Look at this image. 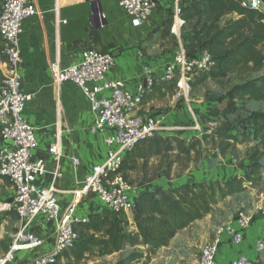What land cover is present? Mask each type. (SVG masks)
I'll list each match as a JSON object with an SVG mask.
<instances>
[{
	"label": "built area",
	"instance_id": "obj_1",
	"mask_svg": "<svg viewBox=\"0 0 264 264\" xmlns=\"http://www.w3.org/2000/svg\"><path fill=\"white\" fill-rule=\"evenodd\" d=\"M97 3L100 0H85ZM133 27L149 24L154 8L160 0H113ZM173 0L172 25L169 33L180 40L184 21L180 18L179 2ZM243 8L260 10L262 0H236ZM80 0H74L77 5ZM97 7V6H96ZM33 5L27 0H0V56L4 60L6 71L0 75V179L10 184L13 194L11 203L5 202L1 211L13 213L21 223L11 236L7 250L0 255V264H12L16 254L36 250L43 245V239L28 231V225L38 216L51 222L54 228V245L45 255L33 258L25 264H54L58 256L70 249L78 240L75 226L88 223V217L75 214V204L61 210L55 181L60 177L59 168L52 176V183L47 188L36 185L38 178L47 173L45 160L36 157L37 140L34 130L24 119V111L32 95L26 94L22 87L20 35L24 20L35 15ZM96 20L101 24L106 20L104 13H96ZM66 24V21H62ZM210 55L204 51L197 59L189 60L181 44L167 63L159 77L148 66L142 68L144 81L138 83L132 93L122 80H109L107 75L115 65V58L107 52L97 49L82 50L79 58L62 68L58 62L49 65L52 83L59 86L64 82L75 85L89 105L93 116L92 133H110L103 138L106 148L102 162L94 165L81 188L74 192L75 198L92 194L100 206V212L112 217L130 216L134 199L140 194L139 189L128 183L122 172L124 156L143 141L153 140L158 134L170 133L176 128L164 126V116L152 117L135 114L142 104L144 96L155 83L170 84L175 82L176 101L189 103L188 82L198 71H207L213 66ZM196 128L198 125L195 123ZM46 153L60 163V143L48 146ZM75 164L79 160L74 159ZM254 214L262 219L264 226V205L258 203ZM250 217L240 214L228 224L220 225L213 241L206 244L201 252L198 264H215L222 238L233 246L244 241V233L249 228ZM264 244L261 239L255 241V254H261ZM254 261L244 255L237 256L231 264H253Z\"/></svg>",
	"mask_w": 264,
	"mask_h": 264
},
{
	"label": "crops",
	"instance_id": "obj_2",
	"mask_svg": "<svg viewBox=\"0 0 264 264\" xmlns=\"http://www.w3.org/2000/svg\"><path fill=\"white\" fill-rule=\"evenodd\" d=\"M104 1L107 0L99 2L107 24L99 30H94L89 20L91 6L83 5V0H80L77 5L74 4V0H27L33 5L36 13L24 20L20 35L22 87L26 94L32 95L23 116L27 124L33 128L37 140V151L34 155L42 157L47 167V173L37 179L36 185L39 188H47L52 183L54 172L59 168L60 177L54 183L58 205L63 211L75 204V214L78 217H86L93 213L104 214L100 212L95 196L89 193L75 198L74 192L81 188L90 169L103 161L106 153L103 138L110 132L105 131L103 134L91 132L93 116L87 101L72 83L64 82L59 86L52 83L50 63L58 62L64 68L76 61L82 50L87 49L110 53L115 58V65L109 71L107 79L122 80L126 87L135 93L136 85L144 81L142 68L150 67L155 76L159 77L164 66L172 60L181 44V39L178 40L172 35L168 36L174 42L171 50L160 48L159 41L153 44L156 41L155 35L147 40L151 30L166 17L165 10L161 11L160 8L157 11L155 5L150 23L142 27H133L131 21L128 26H117L108 17L109 13L106 12ZM114 7L117 8L115 3ZM121 12L124 19L130 20L123 11ZM81 16H85L89 25L83 37L78 34L75 36L73 29L74 25L79 23L78 17ZM62 21H66V24H62ZM146 40L149 42L147 46L150 45L152 50L143 52V44L147 43ZM5 71L4 60L0 59V75ZM173 92H176L173 83L159 84L156 82L153 89L144 96L135 114H145L156 118L164 116V126L176 128L173 124L182 120V114L185 115L189 110L182 107L179 113L161 112L166 104L170 103L168 109L174 107L177 101L174 97H170L174 96ZM56 141L61 147L59 166L46 153L48 146ZM74 159L79 160V164H75ZM234 175V171L226 172L224 177L217 176L216 180H219V177L221 180L231 179ZM20 225L18 220L17 229ZM250 225L244 233V241L249 233L250 242L253 240V248L248 242V246L243 251L231 249L227 244L228 240L222 238L215 264H231L239 255L256 261L255 241L260 239L256 238V235L257 231L264 226L262 221H256ZM28 231L41 237L44 243L36 250L16 254L12 264H25L35 257L48 254L53 248L54 228L52 223L46 221L44 217L38 216L30 222ZM183 231L171 240L168 248L156 252L157 258L177 244L183 236ZM178 247L175 246L172 250V257L177 255Z\"/></svg>",
	"mask_w": 264,
	"mask_h": 264
},
{
	"label": "trees",
	"instance_id": "obj_3",
	"mask_svg": "<svg viewBox=\"0 0 264 264\" xmlns=\"http://www.w3.org/2000/svg\"><path fill=\"white\" fill-rule=\"evenodd\" d=\"M179 11L185 24L181 45L186 57L197 59L206 51L214 62L209 70L193 74L188 82L189 88L201 86L207 80L217 83L237 80L241 83L226 93L227 108L236 101L264 104V77L244 82L251 74L264 68V11L243 8L236 0H181ZM171 25L172 10L168 8L166 17L151 34L170 35ZM245 124L240 136L219 134L227 141L220 148L222 156L230 143H242L244 138L249 139L248 135L258 139L257 144L247 151L248 165L242 174L235 173L227 180H199L181 183L178 188L159 187L142 192L134 199L130 224L124 216L112 219L108 214H89L87 224L75 226L78 240L62 252L54 264H83L90 257H107L126 247L133 251L115 264H136L148 260L158 250L166 248L179 232L203 220L218 199L243 194L247 190L246 185H258L260 171L264 169V112H250ZM217 133L215 131L214 135ZM144 146L146 148H142ZM198 146V138L191 137L186 143L181 136L158 134L153 140L139 143L133 149L139 147L138 152H127L121 169L126 160L147 159L150 155L160 156L163 152L175 150L189 159ZM262 241L264 244V237ZM263 255L264 249L253 264H259Z\"/></svg>",
	"mask_w": 264,
	"mask_h": 264
},
{
	"label": "rangeland",
	"instance_id": "obj_4",
	"mask_svg": "<svg viewBox=\"0 0 264 264\" xmlns=\"http://www.w3.org/2000/svg\"><path fill=\"white\" fill-rule=\"evenodd\" d=\"M104 4L107 9L106 12L109 13L108 17H110L113 24L128 26L130 20L123 18L120 9L114 7L113 0L104 1ZM83 5L90 6L85 0H83ZM172 5L173 0H161V2L156 4V10L159 11L161 8V11L165 10L166 14V10L168 8L171 9ZM260 10L264 11V0H262ZM77 21L79 23L73 27L74 35L78 34L83 37L85 30L89 28L87 19L85 16H81L80 18L78 17ZM186 29L185 27L184 30ZM154 35L156 36V41L153 44L159 41L160 48L164 47L167 50L173 48L174 42L171 41V38H168L169 35L160 36V33L151 34L150 32L147 40H150ZM161 38L162 40H159ZM147 44H149L148 41L147 43L144 42L143 52L152 50L150 45L147 46ZM262 77H264V68L259 73L251 74L244 82L258 80ZM240 83L237 80L219 83L207 80L201 86L193 89L189 88V103H185L183 100L177 101L172 109H168L170 103L166 104V107L161 109V112L165 114L169 111L179 113L182 107H186L189 110V114H182L183 119L178 120L177 124H173L176 129L167 134L181 136L186 143L191 137L194 139L198 138L200 146H198L195 154H191L189 159L175 150L170 153L163 152L160 156L150 155L147 159H139L137 157L135 161L126 160L122 171L128 183L135 186L142 193L153 191L159 187L178 188L181 183H192L199 181V178L205 181L216 180L217 176L224 177L226 172L230 171H234L237 175H239V172L242 174L241 172L246 171L248 165L247 151L257 144L258 139L248 135V140L244 138L242 143H230L231 145L225 154L223 156L219 154L220 148L227 142L219 137L220 132L227 135L240 136L242 128L246 125L245 119L248 114L253 111L264 112V104L254 102L242 103L236 101L227 108L226 93L234 85ZM174 94L175 92L172 95ZM195 123L198 125V129ZM215 131L218 132L216 135H214ZM163 133L165 132L160 134ZM204 133L207 135H203ZM203 136L206 137L203 138ZM137 148L133 150V154L138 152ZM126 157L127 155L125 159ZM220 177L219 180H221ZM259 177L258 185H246L247 190L245 193L218 199L217 203L212 207L211 213L205 216L203 220L196 221L198 222L197 224L194 222L186 228L177 244L173 245L170 250H166L163 256L157 258L158 255L155 253L148 260L144 259L136 264H198L202 248L213 241L215 232L220 225L233 222L232 217L235 213L250 217V224L262 221L260 217L254 214V209L260 202L264 205V169L260 171ZM12 196L9 183L0 179V255L7 250L11 242V236L17 230L18 218L15 214L1 211L3 204L10 200ZM110 218L116 217L110 216ZM123 218L129 224L131 223L130 216H124ZM250 236L248 233L245 241L239 246H233L229 242L227 244L231 249L243 251L249 242V246L253 248V240L250 242ZM262 237H264V227L257 231L256 235V238L261 239ZM175 246H179L177 248L178 253L172 257L171 252ZM168 247L169 245L166 248ZM131 251L133 249L126 247L123 251L107 257H90L83 264H115ZM138 251L141 252L142 249H138ZM62 260L64 259L62 258ZM259 264H264V255L259 259Z\"/></svg>",
	"mask_w": 264,
	"mask_h": 264
},
{
	"label": "water",
	"instance_id": "obj_5",
	"mask_svg": "<svg viewBox=\"0 0 264 264\" xmlns=\"http://www.w3.org/2000/svg\"><path fill=\"white\" fill-rule=\"evenodd\" d=\"M89 4L91 6V16L89 18L90 24L94 30H99L100 28H102L107 24L106 20H104L101 24H99L96 20V13L97 12L101 13L100 2H98L97 5H95L94 3H89ZM7 202L11 203V200H8ZM239 215H240L239 213H235L232 217V220L235 221L239 217Z\"/></svg>",
	"mask_w": 264,
	"mask_h": 264
}]
</instances>
